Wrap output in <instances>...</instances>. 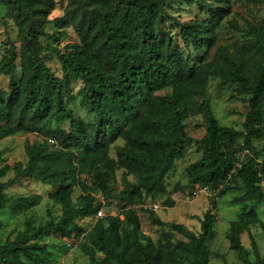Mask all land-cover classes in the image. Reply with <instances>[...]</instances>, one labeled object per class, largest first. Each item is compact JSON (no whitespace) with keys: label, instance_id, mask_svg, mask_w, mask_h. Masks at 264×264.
Masks as SVG:
<instances>
[{"label":"trees","instance_id":"obj_1","mask_svg":"<svg viewBox=\"0 0 264 264\" xmlns=\"http://www.w3.org/2000/svg\"><path fill=\"white\" fill-rule=\"evenodd\" d=\"M188 1L210 18L198 14L183 21L167 11L170 0L72 1L70 17L55 21H72L80 41L62 50L39 39L54 0H0L10 8L21 41L19 49L10 44L0 58V72L10 80L8 89L0 87V139L26 132V159L0 163V210L12 199L6 188L22 178L52 185L48 196L61 207L58 216L48 210L45 220L26 223L1 241L0 264H57L45 241L52 234L77 238L90 264H207L213 253L215 197L238 187L243 191L235 200L243 203L230 222V248L240 264H264L253 237L254 259L241 242L253 223L264 232L255 209L264 204V28L249 24L245 29L252 62L248 69L224 46H217L210 58H191L174 44L175 38L195 51L213 45L214 28L231 11L232 0ZM45 52L58 56L60 75L46 63ZM212 76L219 78V86L233 85L247 95L240 127L223 124L204 96ZM74 78L83 81L81 102L94 112L91 121L66 102ZM197 114L205 122L199 138L186 130V120ZM54 120L68 121V129L50 128ZM50 133L53 137L44 136ZM191 144L201 156L186 167L189 182L215 191L199 217L198 232L149 210L153 223L168 226L154 239L142 228L139 207L132 206L122 210L123 218L119 212L98 216L87 231L79 223L110 196L125 207L165 191L167 175ZM3 153L0 147V162ZM119 169L122 186L115 191L112 181ZM10 171L13 175L5 180ZM164 202L174 203L169 197ZM173 231L184 238L169 245Z\"/></svg>","mask_w":264,"mask_h":264},{"label":"rangeland","instance_id":"obj_2","mask_svg":"<svg viewBox=\"0 0 264 264\" xmlns=\"http://www.w3.org/2000/svg\"><path fill=\"white\" fill-rule=\"evenodd\" d=\"M72 1L75 0H54V6L47 14L48 21L44 24L43 33L39 36L42 43L53 44L62 50H66L67 45L80 41V35L72 21L64 24H58L55 21L56 18L63 15L70 17ZM166 8L170 14L183 21L194 18L198 14L210 18L209 12L199 13L197 5L188 0H170ZM249 24L261 25L264 28V0H232L231 11L214 28L215 42L211 46L195 51L192 46L187 47L177 37L174 44L180 46L185 53L194 59L201 55L210 58L217 46H224L237 57H241L244 67L248 69V63L252 62L250 61L251 58L248 57L246 42L249 37L246 35L245 29ZM165 27L170 30L171 34L176 32V28L170 24V21H166ZM10 44H14L19 49L21 45L19 27L10 8L0 3V58L5 55V50ZM43 58L57 75L61 74V64L57 55L45 52ZM18 74L19 72L16 73V76ZM9 81V76L0 72V87L8 89ZM218 81V77H210L204 96L210 98L215 114L223 124L240 127L248 108L247 95L237 93L233 85L219 86ZM82 88L83 81L74 78L71 81L66 102L76 115L91 121L95 114L81 102ZM49 127L67 130L68 121L57 122L54 120ZM186 130L191 136L197 138L204 134L205 122L200 114L190 116L186 120ZM25 136L26 132L19 131L0 139V147L4 148L0 163L12 165L17 160L24 161L26 159ZM44 136L53 137L51 133L49 135L44 134ZM256 142L260 143L257 140ZM200 156L201 153L196 150V146L194 144L189 145L185 156L176 160L167 175L165 191L154 196H147L142 202L122 207L116 198L110 196L106 200L103 194H98L100 199L105 200V203L100 207L103 211L102 215L107 212L113 214L119 212L120 217L123 218L122 210L130 206L139 207L142 228L154 239L166 231L168 226L153 223L149 210H153L165 221L182 222L187 228L198 232L200 228L199 217L202 216L207 207L211 206L210 201L215 197V191L209 185L189 182L186 167ZM12 175L13 172L10 171L4 179L7 180ZM121 183L122 171L119 169L112 181L115 191L121 188ZM203 186H207L208 189L204 191ZM262 186L264 189V179ZM6 190L12 199L6 207L0 210V242L7 237L12 238L17 231L25 227L26 223L36 224L45 220L48 210L55 216L61 213L60 205L48 196V193L53 190V186L50 184L30 178H22L11 183ZM195 190H197L196 194H194ZM242 191L241 187L231 188L222 195L215 197L216 205L213 208L216 214L215 235L209 242V249L213 253L210 255L207 264L242 263L237 253L230 248L227 237L230 222L237 217L243 203L236 201L235 197ZM168 197L173 199V204L164 202ZM255 209L260 219L264 220V204L255 205ZM97 218L98 216L95 214L85 216L79 219V223L87 231L93 226ZM251 237L254 238L259 252L264 254V232L258 223H253L249 231H244L241 234V242L249 249L250 258L254 259ZM179 238L184 237L178 232H171L169 245H172ZM45 241L50 244L51 255L56 259L57 264H90L87 254L80 249L77 238L72 236L58 238L52 234L46 236Z\"/></svg>","mask_w":264,"mask_h":264},{"label":"built area","instance_id":"obj_3","mask_svg":"<svg viewBox=\"0 0 264 264\" xmlns=\"http://www.w3.org/2000/svg\"><path fill=\"white\" fill-rule=\"evenodd\" d=\"M49 140H50L51 142H54V139H53V138H49ZM202 189H203L204 191H206V190L208 189V187H207V186H203ZM196 193H197V190L194 191V194H196ZM101 200H103V198H102ZM102 214H103V211H102L101 208H99V209L96 211V214H95V215H97V216H101Z\"/></svg>","mask_w":264,"mask_h":264}]
</instances>
